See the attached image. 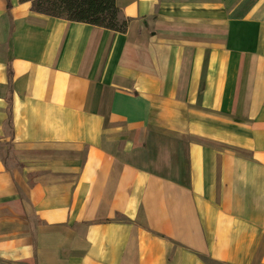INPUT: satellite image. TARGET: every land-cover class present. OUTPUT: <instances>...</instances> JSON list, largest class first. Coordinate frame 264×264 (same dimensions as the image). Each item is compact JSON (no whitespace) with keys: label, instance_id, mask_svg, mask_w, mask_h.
<instances>
[{"label":"crops","instance_id":"1","mask_svg":"<svg viewBox=\"0 0 264 264\" xmlns=\"http://www.w3.org/2000/svg\"><path fill=\"white\" fill-rule=\"evenodd\" d=\"M116 6L0 0V264H264V0Z\"/></svg>","mask_w":264,"mask_h":264},{"label":"trees","instance_id":"2","mask_svg":"<svg viewBox=\"0 0 264 264\" xmlns=\"http://www.w3.org/2000/svg\"><path fill=\"white\" fill-rule=\"evenodd\" d=\"M32 4L35 13L68 22L87 24L124 34L129 21L120 19L116 0H19Z\"/></svg>","mask_w":264,"mask_h":264},{"label":"rangeland","instance_id":"3","mask_svg":"<svg viewBox=\"0 0 264 264\" xmlns=\"http://www.w3.org/2000/svg\"><path fill=\"white\" fill-rule=\"evenodd\" d=\"M211 264V263H210Z\"/></svg>","mask_w":264,"mask_h":264}]
</instances>
